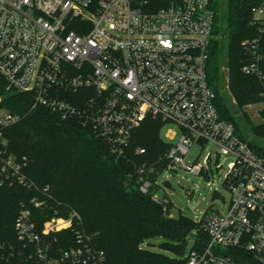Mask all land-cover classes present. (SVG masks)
I'll list each match as a JSON object with an SVG mask.
<instances>
[{
  "label": "built area",
  "instance_id": "built-area-1",
  "mask_svg": "<svg viewBox=\"0 0 264 264\" xmlns=\"http://www.w3.org/2000/svg\"><path fill=\"white\" fill-rule=\"evenodd\" d=\"M211 2L0 0V75L8 92L32 95L33 109L46 107L88 126L117 158L126 156L133 132L147 120H160L162 131L174 125L163 137L170 145L166 165L158 167L160 158L138 167L139 192L169 212L171 201L159 195L160 177L182 168L209 178L216 156L217 168L227 170L222 186L232 193L225 213L208 210L195 220L208 244L175 264H235L223 253L231 247L250 251L264 264V158L218 111L208 74L215 24ZM252 12L258 35L241 43L247 53L241 72L261 82L264 101V0ZM2 100L0 184L27 193L14 221L18 245L7 248L0 234V250L13 264H110L105 251L77 229L78 212L61 215L53 208L49 186L28 174L26 156L11 151L8 130L22 117ZM197 146L209 153L203 162L189 164ZM68 231L75 233L76 245L56 246L57 234Z\"/></svg>",
  "mask_w": 264,
  "mask_h": 264
},
{
  "label": "trees",
  "instance_id": "trees-1",
  "mask_svg": "<svg viewBox=\"0 0 264 264\" xmlns=\"http://www.w3.org/2000/svg\"><path fill=\"white\" fill-rule=\"evenodd\" d=\"M260 1L212 0L215 24L208 74L221 117L232 122L240 138L264 158V122L255 124L245 111L248 104L263 101L262 84L241 72L247 59L241 43L258 35L252 24V9ZM224 65L229 68L232 95L223 92L221 68ZM0 97L3 107L22 117L8 130L11 151L26 156L30 162L28 174L40 186H49L53 208L59 209L61 215L71 210L78 212L82 222L77 229L88 237L87 242L105 251L110 264H175L176 260L143 250L145 240L158 237L177 255H184L193 232H196L197 249L208 244L207 234L199 230L194 220L183 214L170 216L172 204L166 212L162 205L137 188L140 165L157 163L160 158L163 162L158 167L166 165L165 154L170 145L161 135L160 120L149 119L136 129L126 156L117 158L109 144L79 120L64 119L42 106L33 109L31 94L8 92L1 75ZM140 147L146 149L144 155L137 153ZM26 193L21 186L0 184V234L7 248L18 245L14 221ZM57 235L56 246L66 249L76 245L74 232ZM223 253L235 264H262L243 248L231 247ZM0 264H13L2 250Z\"/></svg>",
  "mask_w": 264,
  "mask_h": 264
},
{
  "label": "rangeland",
  "instance_id": "rangeland-1",
  "mask_svg": "<svg viewBox=\"0 0 264 264\" xmlns=\"http://www.w3.org/2000/svg\"><path fill=\"white\" fill-rule=\"evenodd\" d=\"M221 72L224 80L223 92L228 91L231 94L229 87V68L224 65L221 68ZM234 103L236 102L234 101ZM245 111L255 124L264 122L262 113L264 111V101L248 104ZM170 127H174V125H166L163 128L162 137H164L165 130ZM178 139L179 137L175 139V142ZM208 153L209 150L202 152L201 148L197 146L193 149L187 161L189 164H192L196 160L203 162ZM221 162L222 159L220 160ZM216 164L217 158L215 156L213 159V169L209 172V178H201L182 168H177L168 179L164 175L160 177L162 188L159 195L160 197H167L171 201L173 216L183 214L187 218L195 221L197 217L208 210H215L221 214L226 212L232 201V193L229 189L222 186L227 171L226 168H217ZM209 180L211 183H216V185H213V188L211 187L212 184L208 185ZM215 187L217 191H215ZM195 235L196 232H193L188 237L184 255H177L165 245L164 239L160 237L145 240L142 248L146 252L160 254L178 261L189 255L195 247Z\"/></svg>",
  "mask_w": 264,
  "mask_h": 264
}]
</instances>
